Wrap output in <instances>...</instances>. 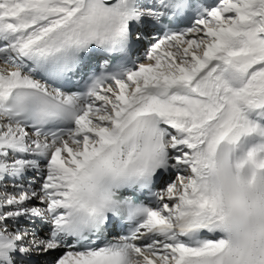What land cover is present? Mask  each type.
<instances>
[{
    "label": "snow or ice",
    "instance_id": "1",
    "mask_svg": "<svg viewBox=\"0 0 264 264\" xmlns=\"http://www.w3.org/2000/svg\"><path fill=\"white\" fill-rule=\"evenodd\" d=\"M226 143L264 170V0H0V264H264Z\"/></svg>",
    "mask_w": 264,
    "mask_h": 264
},
{
    "label": "clouds",
    "instance_id": "2",
    "mask_svg": "<svg viewBox=\"0 0 264 264\" xmlns=\"http://www.w3.org/2000/svg\"><path fill=\"white\" fill-rule=\"evenodd\" d=\"M214 159V167L198 171L197 182L206 194L223 201L225 218L234 226L233 242L247 237L250 246L259 245L264 233V170L238 161L227 143Z\"/></svg>",
    "mask_w": 264,
    "mask_h": 264
},
{
    "label": "bare ground",
    "instance_id": "3",
    "mask_svg": "<svg viewBox=\"0 0 264 264\" xmlns=\"http://www.w3.org/2000/svg\"><path fill=\"white\" fill-rule=\"evenodd\" d=\"M208 2H209V5H211V6H215L216 3L218 2V0H208ZM144 55H145L144 46H143V45L138 46V47L136 48V51H135L134 57H135V58H136V57H139L141 60H143ZM167 178H168V177H165V179H167ZM37 223H39V222H37Z\"/></svg>",
    "mask_w": 264,
    "mask_h": 264
}]
</instances>
